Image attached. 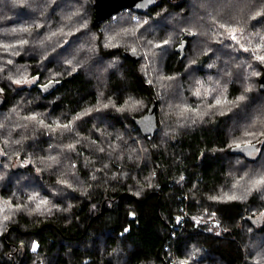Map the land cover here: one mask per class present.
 Returning <instances> with one entry per match:
<instances>
[{
	"label": "trees",
	"instance_id": "16d2710c",
	"mask_svg": "<svg viewBox=\"0 0 264 264\" xmlns=\"http://www.w3.org/2000/svg\"><path fill=\"white\" fill-rule=\"evenodd\" d=\"M93 20L94 0H0V264H264V186L251 187L264 174V0H157ZM133 48L139 61L122 55ZM143 54L164 77L142 71ZM116 57L96 75L73 68ZM212 85L227 112L176 106L164 129L163 99ZM155 100L145 137L134 119Z\"/></svg>",
	"mask_w": 264,
	"mask_h": 264
},
{
	"label": "rangeland",
	"instance_id": "374dc122",
	"mask_svg": "<svg viewBox=\"0 0 264 264\" xmlns=\"http://www.w3.org/2000/svg\"><path fill=\"white\" fill-rule=\"evenodd\" d=\"M106 29H108V28H106ZM104 32H105V29H104ZM105 34H107V36H110L111 35L110 30H107ZM163 43H160V44H163ZM83 47H84V44L82 45L81 48L83 49ZM155 48H156V46H155ZM165 48H163V49H165ZM133 49L136 50V48H133ZM163 49H158L157 48V50H163ZM244 49H247V48H245V47L241 48V50H243L246 53L247 51H245ZM95 52H96V50L93 47L90 50V53H92V55H94ZM165 52H162L160 54L156 53L154 57L158 59V55H163L164 56ZM188 56H190V55H188ZM141 57H142V54H141ZM116 61H119V59L117 57L114 58V59H110L109 62H105V63H104L103 60L101 62H98L97 59L92 58V60L88 61V62L85 61V62H81L80 64L75 63L73 65V68H76L77 66L82 65V67L85 68L86 71H88L90 73L93 72L96 75V73H98L99 69H97L96 71L94 69L97 66L105 64V67H107V70H110L111 67L114 66L113 64ZM153 62H154L153 60L151 61V55L150 54H147V55L143 54L142 63H141L142 71L146 75H148L150 78H155V77L158 76V79H159L161 77H164L161 74L163 72L161 70H159L161 68H157L153 64ZM192 62L193 61H191V57H190L187 60V67L192 66ZM191 72L196 74V72L194 70L191 71ZM190 77H191V75H190ZM37 79H38L37 76L33 77V78L27 80V81H29V83H21V84H19V86H22L23 84L30 86V85L34 84L37 81ZM216 85H218V82H216ZM216 85H212V86H214L213 88L212 87L208 88V90L210 91V93L208 92V94H207V90H206V92H204V91L200 90V87H199L197 89L196 93H199L200 95H195L196 96L195 98H190V99L187 96H182V98L179 100L177 105L170 104L166 99H163V101H162V103L160 104V107H159V115H160L159 117L161 119V124L163 125L164 129H167L168 126L166 125L167 124L166 120H167V118H170L171 112L175 111L176 106L178 108V115H180V118L182 116L190 117L192 112L196 111V112L200 113L203 110L204 112H203V116L202 117H203V119H207L208 120L209 118H213L214 119L216 116H221V112H223V113L227 112V110L226 111L222 110V108L224 107V106H222V102L224 101V96L222 94L218 93V90H216ZM159 97H161V95ZM217 99L221 100V104L220 105H216L215 102H216ZM246 99L247 98L244 97V101ZM208 101H210V105H207ZM142 105H143L142 102H136L134 104H131L129 108L131 110H135L136 111ZM185 109H189V111H185ZM257 152H258V149L248 150L247 154L250 157H253V156L257 155ZM2 155H4V151H3L2 147L0 146V158L2 157ZM20 164L21 163L19 161L15 162L16 166H19ZM237 188L238 187H236L234 189V192L237 190Z\"/></svg>",
	"mask_w": 264,
	"mask_h": 264
},
{
	"label": "water",
	"instance_id": "95a60500",
	"mask_svg": "<svg viewBox=\"0 0 264 264\" xmlns=\"http://www.w3.org/2000/svg\"><path fill=\"white\" fill-rule=\"evenodd\" d=\"M156 2L157 0H94L93 25L96 27L99 26L123 9L144 12L153 7ZM160 45L157 48L163 49L167 46V43ZM122 55L134 62L141 59V55L137 50H124ZM259 85L260 89L264 91V73L259 78ZM1 102L2 98H0ZM134 122L145 137L154 135L158 130V102L155 100L148 111L143 116L135 118ZM254 149H258V145H243L236 147V149L234 148L236 151L245 150L246 153L248 150Z\"/></svg>",
	"mask_w": 264,
	"mask_h": 264
},
{
	"label": "snow or ice",
	"instance_id": "6c2138e0",
	"mask_svg": "<svg viewBox=\"0 0 264 264\" xmlns=\"http://www.w3.org/2000/svg\"><path fill=\"white\" fill-rule=\"evenodd\" d=\"M257 16L261 15V13H257ZM255 18V17H253ZM222 28L225 29L226 32H228L230 38L234 41H238V36H237V32L238 29L235 27H228L226 25H221ZM27 29H22V31H26ZM27 43V41H20V45L22 46L23 44ZM165 43H167V41H165ZM161 45H156V47H160ZM3 47L5 49H8L9 47H16V45H3ZM245 51H248V49H244ZM133 51H135V49H133ZM258 60H260L261 62H264V55H260L256 57ZM9 63H11V61H9ZM256 75H258V73H256ZM16 84H21L22 81L21 80H16L14 81ZM23 83H29V81L24 80ZM45 87H48V85H45ZM2 91V90H0ZM197 95H199V93H197ZM240 100H243L244 97L241 96L239 97ZM216 105H220L221 104V100L217 99L216 100ZM185 111H189V109H185ZM31 119H35V117H32ZM77 119H79V117H77ZM58 127H63L65 129H70L71 128V124H65V125H58ZM69 148H72L73 145H68ZM237 147H240V145L238 144ZM254 147V146H251ZM52 159H55L54 157ZM262 186H264V174L260 175L258 178L254 179L251 181V187L252 188H261ZM212 199H217V197H213ZM221 199H227V200H235L238 199V197L235 194L232 195H228L227 193L224 194L223 197H221ZM41 204H46L47 201H41ZM40 205H37V208H39ZM5 219H8L7 216H5ZM37 246L34 244L32 250L36 251Z\"/></svg>",
	"mask_w": 264,
	"mask_h": 264
},
{
	"label": "built area",
	"instance_id": "2783aa9c",
	"mask_svg": "<svg viewBox=\"0 0 264 264\" xmlns=\"http://www.w3.org/2000/svg\"><path fill=\"white\" fill-rule=\"evenodd\" d=\"M181 219H184V217H181Z\"/></svg>",
	"mask_w": 264,
	"mask_h": 264
}]
</instances>
